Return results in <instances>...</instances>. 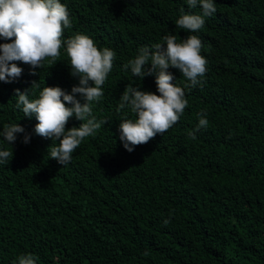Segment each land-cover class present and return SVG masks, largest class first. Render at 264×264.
Instances as JSON below:
<instances>
[{"label": "trees", "instance_id": "obj_1", "mask_svg": "<svg viewBox=\"0 0 264 264\" xmlns=\"http://www.w3.org/2000/svg\"><path fill=\"white\" fill-rule=\"evenodd\" d=\"M0 264H264V0H0Z\"/></svg>", "mask_w": 264, "mask_h": 264}]
</instances>
